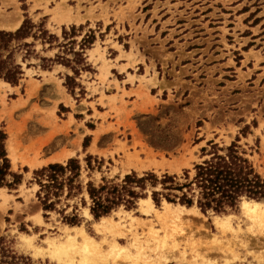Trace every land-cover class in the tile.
Returning <instances> with one entry per match:
<instances>
[{
	"label": "rangeland",
	"instance_id": "obj_1",
	"mask_svg": "<svg viewBox=\"0 0 264 264\" xmlns=\"http://www.w3.org/2000/svg\"><path fill=\"white\" fill-rule=\"evenodd\" d=\"M17 13L21 24L26 15L36 24L45 19L58 37L52 49L36 41L40 56L81 58L88 68L73 63L78 75L58 63L43 69L41 58L23 61L20 51L23 79L0 83V129L13 170L23 174L17 189L0 187V237L34 264H68L56 256L57 245L82 231L107 252L104 264H264V226L243 211L248 198L227 213H204L164 198L157 205L149 189L137 208L121 206L103 221L91 213L87 193L85 205L80 195L45 211L34 170L55 161L25 162L36 159L30 141L53 135L38 161L70 152L60 162L77 157L84 184L118 182L132 171L182 176L206 158L209 141L223 146L239 136L264 176V0H0V20ZM87 34L95 40L76 57ZM88 154L100 168L95 159V168H86ZM74 205L76 225L59 212L72 215ZM115 242L120 253L111 252Z\"/></svg>",
	"mask_w": 264,
	"mask_h": 264
},
{
	"label": "trees",
	"instance_id": "obj_2",
	"mask_svg": "<svg viewBox=\"0 0 264 264\" xmlns=\"http://www.w3.org/2000/svg\"><path fill=\"white\" fill-rule=\"evenodd\" d=\"M43 19L39 24L26 15L21 26L16 30H0V80L3 79L13 86L19 85L24 76L21 62L16 58V53L25 51L22 57L26 61L33 55L42 59L43 69H51L55 63L72 68L75 75L80 72L73 63L86 65L85 59L81 62L84 50L95 40V37L87 34L82 39L81 51H74L79 60H72L66 55L56 54L55 58L40 56L36 51V41L41 40L43 45L59 41L58 37L51 34ZM75 29V26L72 27ZM66 39L67 30H64ZM32 38V41H28ZM75 44L76 40H71ZM69 43L59 44L64 47ZM83 58V57H82ZM30 65V64H28ZM88 66H85V69ZM73 76L67 75V80ZM68 84V82H67ZM249 125L242 129L247 134ZM7 134L0 129V187L17 189L23 182V174L14 171L11 159L8 155ZM239 136L228 145L220 146L213 140L209 141L210 150L202 148L201 162L194 164L193 169H184L183 175L166 172L161 176L153 171H146L143 175L132 171L125 174L121 181L108 180L103 177L102 183L96 185L92 180L86 184L82 179V165L77 157L69 158L65 163L52 162L34 170V182L39 185L37 197L45 211L58 210V204L62 200L68 201L82 195V203L86 204V195L90 199V211L95 218L111 214L121 206L127 210L137 208L138 200L149 195L159 205L163 198L170 203H180L188 207L197 205L204 213L212 210L216 213H227L239 207L243 198L264 201V176L259 173L253 162L247 156L246 151L238 144ZM89 146V136L86 137L83 147ZM97 157L88 154L85 158L88 169L95 166L92 160ZM98 167L102 161H98ZM70 206L67 204V207ZM74 205L72 215L65 214L66 209L59 211L64 214V219L72 225L79 222V215ZM0 264H34L30 256L19 254L6 241L0 237Z\"/></svg>",
	"mask_w": 264,
	"mask_h": 264
},
{
	"label": "bare ground",
	"instance_id": "obj_3",
	"mask_svg": "<svg viewBox=\"0 0 264 264\" xmlns=\"http://www.w3.org/2000/svg\"><path fill=\"white\" fill-rule=\"evenodd\" d=\"M16 12H19V11L16 10ZM21 19H22L21 16L19 15V13H17V14H15V17L13 16L11 18L10 23L4 24V23H1V20H0V29L2 27H6V28L11 29V30L16 29L17 27H19V25L21 23ZM0 83L9 85L5 81L4 82L0 81ZM54 139H55L54 136L51 135V136H48V138H43V139L35 138L32 141H30L29 142L30 144L27 147V149H30L34 153L36 159H33L34 157L32 159L27 157L29 159H26L25 162H27L28 165H31L33 167H37L39 165L48 164L50 161L51 162L52 161L60 162L62 157L70 156V152H67L65 154L56 155L53 158H50V159H47L44 161H38V157L41 156V152L44 151V148L45 147L46 148L52 147L51 145L54 143V141H55ZM59 144H60V142H59ZM21 146H22V144H21ZM94 149H95V147H94ZM17 152H18V150L16 151V153ZM93 152H94V150H93ZM11 153H10V155H11ZM42 155H44V154H42ZM150 200L151 199H142L141 201L142 202H148L149 208L153 209V205L150 202ZM168 205H170V204H168ZM181 208H185V207L182 206ZM185 209L189 210L190 208H185ZM242 209L248 215V217L253 222H255V224L259 223L258 225H262V227L264 226L263 224H261V223H264V203L262 201H257V200H253V199H250V200L245 199L242 202ZM106 219H109V217H102L103 221H105ZM40 220H42V219H40ZM71 228H74V227H71ZM81 236L82 237L76 238L71 233L70 234L67 233L65 242H62L61 245H57V248L55 250L56 256L60 260H63L65 263H68V264H104L106 257H107L105 255V253H107V252L103 253L102 247L99 246L97 243H95V241H93L92 237L88 236L85 232L82 231ZM79 238H81L80 241H79ZM111 246H110L112 248L111 252H113V253L114 252L120 253L121 248L124 249V247H121V248L119 247L120 244L118 242H115ZM142 252L140 251L139 253H142ZM113 253H110V254H113Z\"/></svg>",
	"mask_w": 264,
	"mask_h": 264
},
{
	"label": "crops",
	"instance_id": "obj_4",
	"mask_svg": "<svg viewBox=\"0 0 264 264\" xmlns=\"http://www.w3.org/2000/svg\"><path fill=\"white\" fill-rule=\"evenodd\" d=\"M1 23H4V24H7V23H10V21L8 22V21H3V20H1ZM21 24V23H20ZM20 26V25H19ZM18 28V27H17ZM1 29H7V30H11V29H8V28H6V27H2ZM54 70H43V72H48V73H50V72H53ZM69 73V72H68ZM109 80H111L110 79V77H109ZM129 83V82H128ZM130 87V86H129Z\"/></svg>",
	"mask_w": 264,
	"mask_h": 264
}]
</instances>
